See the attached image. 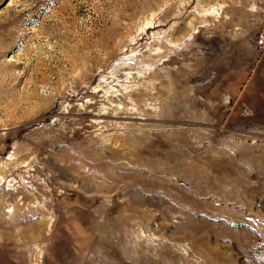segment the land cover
Here are the masks:
<instances>
[{
    "label": "rangeland",
    "instance_id": "374dc122",
    "mask_svg": "<svg viewBox=\"0 0 264 264\" xmlns=\"http://www.w3.org/2000/svg\"><path fill=\"white\" fill-rule=\"evenodd\" d=\"M264 0H0V264H264Z\"/></svg>",
    "mask_w": 264,
    "mask_h": 264
},
{
    "label": "built area",
    "instance_id": "2783aa9c",
    "mask_svg": "<svg viewBox=\"0 0 264 264\" xmlns=\"http://www.w3.org/2000/svg\"><path fill=\"white\" fill-rule=\"evenodd\" d=\"M255 45L257 50L264 55V34H261L257 39L255 40Z\"/></svg>",
    "mask_w": 264,
    "mask_h": 264
}]
</instances>
